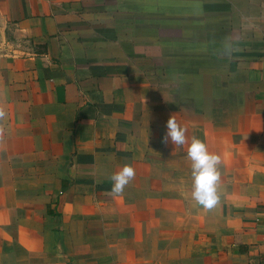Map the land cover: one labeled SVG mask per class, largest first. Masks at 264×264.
Here are the masks:
<instances>
[{
    "label": "crops",
    "instance_id": "1",
    "mask_svg": "<svg viewBox=\"0 0 264 264\" xmlns=\"http://www.w3.org/2000/svg\"><path fill=\"white\" fill-rule=\"evenodd\" d=\"M0 106V264H264V0H0Z\"/></svg>",
    "mask_w": 264,
    "mask_h": 264
},
{
    "label": "clouds",
    "instance_id": "2",
    "mask_svg": "<svg viewBox=\"0 0 264 264\" xmlns=\"http://www.w3.org/2000/svg\"><path fill=\"white\" fill-rule=\"evenodd\" d=\"M6 117L4 107L0 106V121ZM164 132L160 138L161 144L182 146L186 143L185 129L181 127L174 115L164 122ZM4 127L0 124V136H3ZM187 159L191 162V200L205 210L214 209L220 202L218 184L221 173L218 169L220 157L209 153L207 146L200 139L193 136L187 148ZM135 170L124 165L120 171L110 177L112 186L111 196H122L125 187L135 178Z\"/></svg>",
    "mask_w": 264,
    "mask_h": 264
},
{
    "label": "rangeland",
    "instance_id": "3",
    "mask_svg": "<svg viewBox=\"0 0 264 264\" xmlns=\"http://www.w3.org/2000/svg\"><path fill=\"white\" fill-rule=\"evenodd\" d=\"M162 224H163V226L169 228V226L174 224V222L169 217H164Z\"/></svg>",
    "mask_w": 264,
    "mask_h": 264
}]
</instances>
